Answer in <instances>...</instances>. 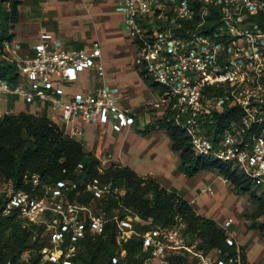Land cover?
<instances>
[{"label": "built area", "instance_id": "2783aa9c", "mask_svg": "<svg viewBox=\"0 0 264 264\" xmlns=\"http://www.w3.org/2000/svg\"><path fill=\"white\" fill-rule=\"evenodd\" d=\"M124 10L123 28L136 41V62L162 87L149 106L163 111L160 119L167 115V122L187 134L195 153L237 164L264 192V26L260 19L264 0H125ZM102 55L99 42L92 50L57 48L44 32L34 54L23 59L13 39L5 40L0 56L16 64L18 83L0 76V93L50 102L67 124L80 118L133 127L136 116L118 105L105 84ZM88 70L96 72L98 87L63 99L59 85L78 80ZM3 115L0 109V118ZM70 132L81 135L83 128L75 125ZM25 178L34 187L41 184L36 173ZM77 187L75 182L46 185L45 194L39 196L17 188L11 179L0 184L5 214L14 212L26 223L40 225L53 216L46 222L49 245L41 250L42 262L77 264L75 242L87 231L101 234L105 230L109 219L104 214L70 201L69 192ZM88 190L98 199L112 189L94 184ZM202 191L215 193L211 185ZM112 219L117 222L119 241L141 238L144 247L151 249L148 264H166L168 256L183 253L198 258L197 264H225L198 252L177 229L158 225L150 231L139 230L138 225L151 222L137 214ZM228 242L233 244L234 239L229 237ZM28 256V251L22 254L24 259ZM109 264L129 263L115 254Z\"/></svg>", "mask_w": 264, "mask_h": 264}, {"label": "trees", "instance_id": "16d2710c", "mask_svg": "<svg viewBox=\"0 0 264 264\" xmlns=\"http://www.w3.org/2000/svg\"><path fill=\"white\" fill-rule=\"evenodd\" d=\"M20 4V0H0V54L4 41L13 39L14 27L19 21ZM263 16V13H260L264 26ZM140 73L154 89L162 88L144 69H140ZM0 76L18 83L16 64L2 59L1 56ZM226 113L230 111L226 110ZM167 117L165 115L159 119V127L164 128L171 137L173 150L180 152L179 169L182 172L194 176L201 171L217 170L231 182L233 190L238 194L251 193V188L259 189L242 170L243 174L232 168V163L195 153L187 134L174 123L167 122ZM232 117L230 114L229 118ZM153 127L147 125L143 132L148 133ZM33 173L38 174L41 179V184L36 187L25 178L26 174ZM0 177L11 179L17 188L34 191L39 196L45 194L46 185L75 182L78 187L69 192V197L72 199L77 192L83 191L84 196L77 197L83 203H88L94 198V192L88 190V187L94 185L96 179H103L110 184L112 190L98 199L104 201V206L109 211L123 198V202L130 206L132 211L151 222L138 225L139 230L154 229L158 225L168 227L175 223L178 217L187 221L186 231L196 234L205 244V249L218 250L225 259L224 263L227 261L228 264H248L246 254L243 251L238 252L240 247L235 240L233 244L228 242L230 235L226 229L215 219L198 214L184 196L169 191L151 176L139 175L130 166L112 163L109 167L102 168L98 157L86 151L79 140L66 134L47 116L21 111L18 114L6 113L0 118ZM122 186L126 193L123 197H117L114 191ZM252 194L255 198L253 201H257L255 191H252ZM5 204V197L0 194V240L1 236H4L2 233L10 229L4 238L6 244L0 248V264H56L41 260V250L48 240L40 234L36 236L35 230L42 232L43 225L24 226L25 221L18 214H4ZM115 215L110 214L107 217L109 220L103 233L87 231L84 237L75 242L74 260L77 264H109L119 246L127 250L129 264H140L150 256L151 249H145L141 238L127 237L118 240L119 229L117 222L112 219ZM244 216L251 220L249 228H258L261 234H264V220L258 221L257 216L246 212ZM25 251L29 252L27 259L22 258ZM166 264H197V260H190L187 254L183 253L168 256Z\"/></svg>", "mask_w": 264, "mask_h": 264}, {"label": "crops", "instance_id": "0c3cea01", "mask_svg": "<svg viewBox=\"0 0 264 264\" xmlns=\"http://www.w3.org/2000/svg\"><path fill=\"white\" fill-rule=\"evenodd\" d=\"M20 1L19 21L13 36L19 55L23 59L33 55L34 47L44 32L51 35V43L57 48L92 50L95 42H99L106 69L105 84L118 105L134 113L137 124L125 127L114 120L107 123L98 119L84 122L80 118L67 124L60 110L53 109L50 102L29 100L15 93H0L2 112L18 114L28 111L49 117L66 134L79 140L86 151L98 157L104 168L120 163L130 166L139 175L155 178L169 191L188 199L198 214L215 219L234 238L240 239L237 227L233 225L236 222L246 224L239 216L248 206L245 197L235 195L229 181L217 170L186 175L179 169L180 152L173 150L167 131L154 126L150 132L144 133L145 126L139 125L145 116L147 118V108L158 115L157 120L163 111L149 106V102L157 97L159 88L154 89L144 80L140 73L143 68L136 62V41L124 32L125 0ZM98 85L96 72L88 70L78 80L59 85V95L67 100L87 94ZM75 125L83 128V134L72 135L70 130ZM205 185H211L215 193L203 192ZM229 220L231 222L226 226Z\"/></svg>", "mask_w": 264, "mask_h": 264}, {"label": "rangeland", "instance_id": "374dc122", "mask_svg": "<svg viewBox=\"0 0 264 264\" xmlns=\"http://www.w3.org/2000/svg\"><path fill=\"white\" fill-rule=\"evenodd\" d=\"M263 15H264V11H262ZM264 17V16H263ZM159 95V91L157 93V96ZM143 109H146V105L143 106ZM149 111V112H148ZM147 118L145 116V118L143 119V123L141 122L139 125L144 128V126L146 127L147 125H152V126H159L160 125V120H157L158 115L152 111V110H148L147 108ZM140 120V119H139ZM149 121L148 123H146V121ZM142 128H140L142 130ZM144 130V129H143ZM102 168H104L102 166ZM232 168H235L237 170L238 173H242L241 168L237 165V164H232ZM243 174V173H242ZM6 179H3L0 177V184H2L3 181H5ZM94 184L100 186V187H110V184L103 180V179H99L94 182ZM229 185H230V189L231 191L233 190V185L231 184V182L229 181ZM111 188V187H110ZM252 191H255V195L257 197V201H253V194ZM117 194V197H123L126 193V189L122 186V187H118L115 189V191ZM83 193V191H82ZM81 192H77L74 196V198L70 199L71 202L75 203V204H80V205H87L90 206L91 209L93 211L99 212L104 214L106 217H108L110 214L112 215H133V214H137L136 212L132 211L130 206H127L124 202H123V198H121L120 202L117 204V206H113L110 208V210L108 211L105 206H104V201H100L99 199H93L88 203H83L80 202L77 197L81 196L83 197L84 195ZM235 195H242L245 197V200L248 204L247 208L245 210H243V212L240 213V218L243 220H245L246 224L239 222H236L233 226L237 227V232L240 235V239L239 238H234L226 229V231L228 232V234L230 235V237L232 239L235 240V242L238 244V246L240 247V249L238 248V252L243 251L246 254L247 257V262L248 264H264V234H261L260 230L257 228L255 229H251L249 228V224L251 223L250 219H247L244 216V213H250V214H254L255 216H257L258 221H263L264 220V193L263 191H261L260 189L257 188H251V193L248 194H238L234 191ZM109 196H107L106 199H108ZM255 199V198H254ZM104 206V207H103ZM106 213H105V212ZM3 213V212H2ZM5 214V213H4ZM138 215V214H137ZM53 216H47L46 221L45 222H41L43 225V230L42 232L39 233V231L36 229L35 233L36 236H38V234H40L41 236H45L46 241L48 240V235H49V231L50 228H47L46 222L50 223L52 220ZM28 225H34V224H29L26 223L25 221V225L24 226H28ZM36 225H40V224H36ZM247 225V228L245 227ZM161 226V225H159ZM29 227V226H28ZM163 227V226H162ZM169 228H173V229H177L186 239V241L188 243L194 244V246L196 247V249L198 250V252H206L213 261L221 259L225 260L223 257H221V254L219 253L218 250L216 249H210L207 250L205 249V244L203 243V241L196 235L193 234L189 231H186L187 228V221L182 220L181 218L176 217V221L175 223L171 224L170 226H168ZM147 230H152V229H147ZM10 229L4 231L2 233V235L4 234V236H1V240H0V248L3 247L6 242L4 240V238L9 234ZM118 236V233H117ZM35 238V236H34ZM47 245H49V241L47 242ZM147 249V248H145ZM122 250H126L123 249L122 246H119L116 249V254H118L119 257H121L123 259V262H128V256H127V250H126V254H122ZM26 252V251H25ZM152 253V252H151ZM187 254V253H186ZM139 256L136 255V257ZM152 254H150L151 257ZM188 256V254H187ZM189 257V256H188ZM189 259L191 260H198V258L196 257H189ZM147 257L145 259H143L142 263L140 264H148V262L146 261ZM154 262H158V260H153ZM152 261H149V263H151ZM225 264H228L227 261H225ZM231 264V262L229 263Z\"/></svg>", "mask_w": 264, "mask_h": 264}]
</instances>
